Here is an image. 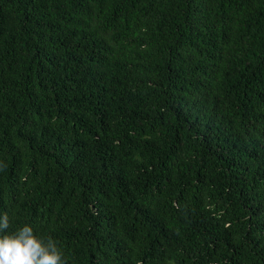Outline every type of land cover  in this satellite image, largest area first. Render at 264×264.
<instances>
[{
    "label": "trees",
    "instance_id": "trees-1",
    "mask_svg": "<svg viewBox=\"0 0 264 264\" xmlns=\"http://www.w3.org/2000/svg\"><path fill=\"white\" fill-rule=\"evenodd\" d=\"M0 212L66 264H264V0H0Z\"/></svg>",
    "mask_w": 264,
    "mask_h": 264
},
{
    "label": "clouds",
    "instance_id": "clouds-1",
    "mask_svg": "<svg viewBox=\"0 0 264 264\" xmlns=\"http://www.w3.org/2000/svg\"><path fill=\"white\" fill-rule=\"evenodd\" d=\"M9 217L0 212V264H66L52 238H41L30 224L8 232Z\"/></svg>",
    "mask_w": 264,
    "mask_h": 264
}]
</instances>
